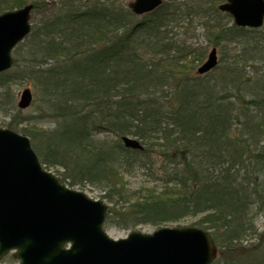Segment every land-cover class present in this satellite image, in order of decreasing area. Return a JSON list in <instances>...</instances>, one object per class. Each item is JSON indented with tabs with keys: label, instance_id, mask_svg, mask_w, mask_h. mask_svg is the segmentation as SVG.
Segmentation results:
<instances>
[{
	"label": "trees",
	"instance_id": "obj_1",
	"mask_svg": "<svg viewBox=\"0 0 264 264\" xmlns=\"http://www.w3.org/2000/svg\"><path fill=\"white\" fill-rule=\"evenodd\" d=\"M224 1L167 0L136 20L117 0H57L0 74V128L28 136L62 184L103 192L105 227L197 218L192 226L219 252L212 264H264L255 226L264 214V29L236 27L217 9ZM28 2L44 6L0 0V14ZM194 25L220 55L212 71L191 76L206 49L172 33ZM25 79L39 93L36 115L24 116L9 91ZM123 136L143 149L124 148ZM133 166L155 168L158 186L130 190Z\"/></svg>",
	"mask_w": 264,
	"mask_h": 264
},
{
	"label": "water",
	"instance_id": "obj_2",
	"mask_svg": "<svg viewBox=\"0 0 264 264\" xmlns=\"http://www.w3.org/2000/svg\"><path fill=\"white\" fill-rule=\"evenodd\" d=\"M161 0H134L129 9L142 15ZM238 27L263 23L264 0H225L218 6ZM31 5L0 14V73L11 68V52L30 32ZM216 64L215 49L197 72ZM32 101L29 89L17 107ZM122 143L141 150L134 139ZM107 206L61 184L40 164L29 139L0 128V260L12 252L18 264H211L217 248L209 233L193 228L132 232L111 239L103 229Z\"/></svg>",
	"mask_w": 264,
	"mask_h": 264
},
{
	"label": "rangeland",
	"instance_id": "obj_3",
	"mask_svg": "<svg viewBox=\"0 0 264 264\" xmlns=\"http://www.w3.org/2000/svg\"><path fill=\"white\" fill-rule=\"evenodd\" d=\"M39 1L43 2L41 4V6H43V4H44V6L42 7L41 10H34L33 4L28 2V5L32 6V12H31V16H30V20H31L30 23L31 24H34V22L39 21L42 18L47 17L51 13V11H53L55 9V5H56L57 0H39ZM117 1L119 2L120 5H122L126 9H128V5L131 2H133L134 0H117ZM162 2H167V0H162ZM140 18H141V16L136 17L135 19L139 20ZM184 28H186V27H184ZM184 28L181 26L177 29H174L172 36L175 37L178 41L186 42L185 44H187L189 46H193L196 49H206V54L214 46L213 44L207 42V40L204 38L201 27L194 25L193 29L189 28V30L187 32ZM217 52H218V49H217ZM219 55L220 54L218 52V58H219ZM12 56L14 59L13 53H12ZM13 65H14V61H13ZM198 66H200V65L196 66V68L192 72L191 76L197 75L196 69L198 68ZM24 89L30 90V92L32 94V101H31V104L29 105L28 108L23 109V110L19 109V110L22 112V114L24 116H27L29 114L36 115L37 114L36 107L39 106V100H38V98H39L38 94L39 93H37V91L35 90L34 82L32 80L25 79V80L21 81L20 83L10 85L9 91H10L11 95H13L14 104L16 106V104L19 100L20 92H22V90H24ZM4 121L5 122L8 121V118H3L0 114V126H1V123ZM38 122H39V126L43 127L44 129H52L55 125V123H53L52 120H44V121L39 120ZM16 133L25 136V134H22L19 132H16ZM97 138L100 140H105L107 142H113L116 140L115 136H113L111 134H107V133H101L97 136ZM46 170L48 172H50L51 174H53L58 179H60L61 172H62L61 169L56 167V168H49ZM154 170H155V168H153L150 171V170H147V168L143 169V168H137L134 166L132 169H130V168L127 169V171H125V173H124V180L127 183V187L130 190H142L145 188H154L153 186L157 187L159 182L154 178H157L156 176L158 175V172H154ZM65 186L69 187L66 184H65ZM69 189L81 192L92 200H99L102 203H104L107 207L109 206V208L112 207V205L108 204L105 200L101 199V197L103 196V192H101L98 188H95L89 184L75 185L73 187H69ZM196 219L197 218H185V219H181L178 222L165 223V224H160L157 226L148 225V224H141V225H137L133 228L130 227L128 229H120L117 227H111V226L105 227L104 226V230H105L106 234L111 239L118 240V239H123V238L127 237L132 232L151 234L154 231H157V230L162 229V228L194 227L192 225L195 221H197ZM255 226H256L258 233L264 231V214H259L258 216H256ZM194 228H196V227H194ZM248 242H254V239H251V241H248ZM218 256H219V252L217 249L216 258ZM216 258L214 259V261L216 260ZM0 264H18V262H17V260H15L11 256V254H9L2 261H0Z\"/></svg>",
	"mask_w": 264,
	"mask_h": 264
},
{
	"label": "bare ground",
	"instance_id": "obj_4",
	"mask_svg": "<svg viewBox=\"0 0 264 264\" xmlns=\"http://www.w3.org/2000/svg\"><path fill=\"white\" fill-rule=\"evenodd\" d=\"M163 2H162V0H161V3L158 5V6H160L161 4H162ZM224 3V2H223ZM222 4V3H221ZM220 5V4H219ZM218 5V6H219ZM218 6H217V9H218ZM157 8V7H156ZM156 8H154L153 10H155ZM135 17H138L139 15H136V14H134L130 9H128ZM219 10V9H218ZM220 11V10H219ZM31 12H32V10H31ZM31 12H30V14H29V21H31L30 20V16H31ZM221 12V11H220ZM222 13H224V12H222ZM227 14V13H226ZM230 16V15H229ZM230 18H231V22L235 25V23H234V19H233V17L232 16H230ZM236 26V25H235ZM236 27H238V26H236ZM241 28H243V27H241ZM248 29H264V18H263V23H262V25L260 26V27H258V28H248ZM212 44V43H211ZM18 45V44H17ZM16 45V46H17ZM16 46L14 47V49L16 48ZM211 49H215V55H216V64H215V66L214 67H212L211 68V70L210 71H212L216 66H217V64H218V60H219V58H218V52H217V48L215 47V46H213ZM208 55H209V53H207L206 55H205V57H204V61H202L201 62V64H200V66L202 65V64H204L206 61H207V58H208ZM200 66H198V68L200 67ZM198 68L196 69V74L197 75H200L198 72H197V70H198ZM210 71H208V72H210ZM207 72V73H208ZM204 74H206V73H204ZM123 137H128V138H131V139H134L140 146H142V143L140 142V140H138V139H136V138H133V137H129V136H123ZM123 145V147L124 148H126V149H131V148H128V147H126L124 144H122ZM142 149H143V146H142ZM141 149V150H142ZM131 150H137V149H131ZM141 150H138V151H141Z\"/></svg>",
	"mask_w": 264,
	"mask_h": 264
}]
</instances>
